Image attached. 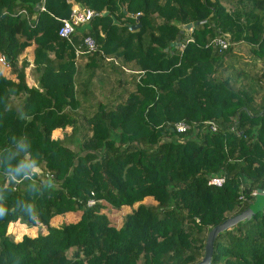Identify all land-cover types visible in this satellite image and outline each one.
<instances>
[{"label": "trees", "instance_id": "trees-1", "mask_svg": "<svg viewBox=\"0 0 264 264\" xmlns=\"http://www.w3.org/2000/svg\"><path fill=\"white\" fill-rule=\"evenodd\" d=\"M73 3L94 12L68 38ZM87 34L98 49L77 54ZM0 53V264L191 263L264 188V0H0ZM106 205L131 210L115 226ZM17 220L46 232L16 240ZM213 247L211 264H264V208Z\"/></svg>", "mask_w": 264, "mask_h": 264}, {"label": "built area", "instance_id": "built-area-1", "mask_svg": "<svg viewBox=\"0 0 264 264\" xmlns=\"http://www.w3.org/2000/svg\"><path fill=\"white\" fill-rule=\"evenodd\" d=\"M41 9L44 8V5L41 4L39 6ZM21 12H25V9H20ZM93 9L89 7L85 8H79L76 4L73 3L70 15L66 18H62L61 24L58 29V33L61 36L64 37H71L72 32L75 30L76 26L82 23L87 22L91 16L93 15ZM228 40L224 36H217L213 39V44L221 45L222 47H226L228 44ZM98 49L97 44L94 40V38L87 34L84 36L82 40V47L77 46L75 48V52L81 53V52H92L94 50ZM0 66L9 67V61L7 60L6 56L2 53H0ZM204 124L209 127L211 130L217 129V124L214 120L207 119L204 120ZM190 123L187 121H177L174 124V128L177 132H184L188 128H190ZM225 180L224 176L221 175H211L208 179V183L212 185H221ZM95 200L89 199L88 204H92Z\"/></svg>", "mask_w": 264, "mask_h": 264}, {"label": "water", "instance_id": "water-1", "mask_svg": "<svg viewBox=\"0 0 264 264\" xmlns=\"http://www.w3.org/2000/svg\"><path fill=\"white\" fill-rule=\"evenodd\" d=\"M140 14H136V20L134 23L131 24L132 28H138L140 26V22L138 21ZM194 25L193 22H187V23H180L179 26L185 30V33H188L192 26ZM181 35L178 34L176 39L172 41L170 44H181ZM7 59H9L7 57ZM174 129V127H172ZM264 208V188L258 187L256 189V193L254 196V199L249 203V205L244 208L243 210L236 212L225 219H223L221 222H218L210 227L206 234V240L204 244V252L202 257L194 262L187 263V264H211L212 262V253H213V243L216 235L225 229H227L229 226H232L238 222L242 223L247 220H249L256 212Z\"/></svg>", "mask_w": 264, "mask_h": 264}, {"label": "rangeland", "instance_id": "rangeland-1", "mask_svg": "<svg viewBox=\"0 0 264 264\" xmlns=\"http://www.w3.org/2000/svg\"><path fill=\"white\" fill-rule=\"evenodd\" d=\"M241 49L244 53L247 52V46L246 45H242ZM21 56L22 57L28 56L29 58L32 57L33 56V49L29 50V47H28L26 50H24V52L21 54ZM29 60L32 63V59H29ZM4 75H6V74H4ZM38 75L39 74H37V77H35V78H34V76L32 79L30 78L28 80L27 84L28 85H37ZM106 85H109V84L106 82ZM67 129H69V126L67 127ZM59 131H60L59 128H55L52 131V135L59 134L60 133ZM143 201L146 203L155 202V200L151 196H146ZM102 210L107 213L112 224H114L115 226H119V225H121V223L123 221L124 214L126 212H129L131 210V207L125 206V207H122L120 209H115V208L111 207L110 205H106L105 208H102ZM51 219H53V221H54L57 218H53V216H52ZM57 222H59V221H57ZM32 227L28 226L26 223H22L19 220H17V221H14V222L12 221V222L8 223L7 231L10 235H13L14 239L20 240L22 238V235L25 233L29 234V235H35L39 231L44 232L46 230L45 226L43 224H40V223L33 225ZM18 228H20L21 230H19Z\"/></svg>", "mask_w": 264, "mask_h": 264}, {"label": "crops", "instance_id": "crops-1", "mask_svg": "<svg viewBox=\"0 0 264 264\" xmlns=\"http://www.w3.org/2000/svg\"><path fill=\"white\" fill-rule=\"evenodd\" d=\"M32 49H33V45L32 46H29V50H32ZM29 59H32V57H30ZM0 72L6 74V76L10 75L9 68L4 67V66H0ZM37 74H39V73L34 69L33 63L30 62L29 65H27L25 67V77H26L27 83H28V80L30 78L31 79L33 78V76H34V78L37 77ZM94 86L97 87L96 84ZM67 127L68 126H66V129H67ZM57 128L60 129L59 135H61L62 134V129L60 127H57ZM67 130H69V129H67ZM53 218H57L56 220L59 221L60 223H62L63 221H65V222L66 221H75V220H77L78 215H77V213H74V212H67L65 214H59V215L57 214V215L53 216ZM56 220L53 221V219H50L51 224H53V225H59L60 223L57 222ZM44 232H46V230Z\"/></svg>", "mask_w": 264, "mask_h": 264}, {"label": "clouds", "instance_id": "clouds-1", "mask_svg": "<svg viewBox=\"0 0 264 264\" xmlns=\"http://www.w3.org/2000/svg\"><path fill=\"white\" fill-rule=\"evenodd\" d=\"M7 58V57H6ZM8 60V59H7ZM9 68V67H8ZM174 127V126H173ZM175 129V128H174ZM255 193H256V190H255V192H254V196H255ZM32 227V226H31Z\"/></svg>", "mask_w": 264, "mask_h": 264}]
</instances>
